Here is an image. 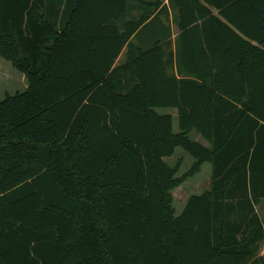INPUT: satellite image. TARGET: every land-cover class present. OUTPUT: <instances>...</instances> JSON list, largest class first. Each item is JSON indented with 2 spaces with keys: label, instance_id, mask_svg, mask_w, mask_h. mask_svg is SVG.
<instances>
[{
  "label": "trees",
  "instance_id": "16d2710c",
  "mask_svg": "<svg viewBox=\"0 0 264 264\" xmlns=\"http://www.w3.org/2000/svg\"><path fill=\"white\" fill-rule=\"evenodd\" d=\"M71 1L0 0V264H264V0Z\"/></svg>",
  "mask_w": 264,
  "mask_h": 264
},
{
  "label": "crops",
  "instance_id": "0c3cea01",
  "mask_svg": "<svg viewBox=\"0 0 264 264\" xmlns=\"http://www.w3.org/2000/svg\"><path fill=\"white\" fill-rule=\"evenodd\" d=\"M66 1L67 0H47V4L49 3L52 8H54V7L57 8V6L61 3L62 8H61V11H60V13L58 15V19L62 18L63 11L65 10V2ZM144 1H149V0H144ZM75 2H76V0H73L69 4H74ZM164 4H167L168 5V0H166L164 2ZM213 11L216 13L215 10H213ZM138 14H139V12L136 9V11H134V15L137 16ZM54 15H55V12L53 11L51 17L54 18ZM174 29L175 28L173 27L172 28V30H173V37L175 38L176 32L174 31ZM156 33L157 32L154 31V34H156ZM126 50H127V48H125L122 51V53L120 54L118 60L116 61V64H120V63H123L125 61V52H126ZM2 60H4V59H2ZM8 63H10V62H8ZM23 77H24V75H23ZM20 80L24 81V83L26 85L25 88H26L27 87V80H26V78L25 77L24 78H20ZM156 111L159 114H170V115H172V117H173V132L175 134L176 133H179L178 118H177V110L176 109H156ZM191 138L194 139V140H196V141H198V142H200L202 145L208 147V143L201 136H199L197 133H194V132L191 133ZM177 155H180V156H183V155L186 156L187 155V157H189L188 160H193V163H194V159L191 156H189L185 151H183L182 149H180V148L176 149V152H175L174 156L169 157V158H165L166 163L169 166H171V167L175 166L177 164V161H175V160H177V158H176ZM205 164H209V163H205ZM201 169H202V167H201ZM200 172H201V170H200ZM199 173H197V174H199ZM209 173H210V182H206V183L201 184L200 186L196 187L195 190H193L192 188H187L186 185L188 183V180L191 179V178H189L180 187H177L176 189H174L172 191V195H173V206H174V209H175L176 216H179L184 211V209H185V207L187 205V202H188V200H189V198L191 196H193V195H197V196L198 195H201L203 192L207 191L210 188V183H211V165H210V171H209ZM256 211H257V213L259 214V216L261 217V219L264 222V199H262V201L260 202V204L258 206H256ZM260 254H261V256H264V244H263V247L261 249V253Z\"/></svg>",
  "mask_w": 264,
  "mask_h": 264
},
{
  "label": "rangeland",
  "instance_id": "374dc122",
  "mask_svg": "<svg viewBox=\"0 0 264 264\" xmlns=\"http://www.w3.org/2000/svg\"><path fill=\"white\" fill-rule=\"evenodd\" d=\"M174 31L176 32L175 29ZM20 78H24L23 75L15 70L10 63L0 58V100L4 99L5 95L7 94L13 95L26 89L24 81L20 80ZM176 158L177 160L175 161H180L178 176H181L190 169L193 164V160H188L189 157H187V155H177ZM209 171L210 165L204 164L202 166L201 172L188 180L186 185L187 188H192L195 190L196 187L200 186L201 184L210 182Z\"/></svg>",
  "mask_w": 264,
  "mask_h": 264
}]
</instances>
